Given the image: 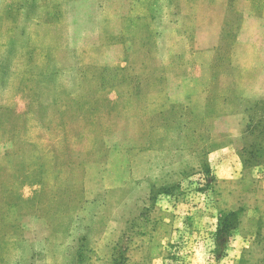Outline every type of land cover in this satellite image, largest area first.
<instances>
[{
    "label": "rangeland",
    "instance_id": "obj_1",
    "mask_svg": "<svg viewBox=\"0 0 264 264\" xmlns=\"http://www.w3.org/2000/svg\"><path fill=\"white\" fill-rule=\"evenodd\" d=\"M0 264H264V1L0 0Z\"/></svg>",
    "mask_w": 264,
    "mask_h": 264
},
{
    "label": "crops",
    "instance_id": "obj_2",
    "mask_svg": "<svg viewBox=\"0 0 264 264\" xmlns=\"http://www.w3.org/2000/svg\"><path fill=\"white\" fill-rule=\"evenodd\" d=\"M264 1V0H263Z\"/></svg>",
    "mask_w": 264,
    "mask_h": 264
}]
</instances>
